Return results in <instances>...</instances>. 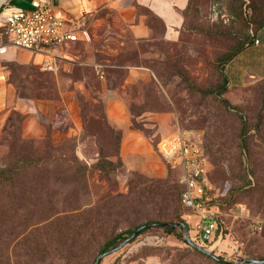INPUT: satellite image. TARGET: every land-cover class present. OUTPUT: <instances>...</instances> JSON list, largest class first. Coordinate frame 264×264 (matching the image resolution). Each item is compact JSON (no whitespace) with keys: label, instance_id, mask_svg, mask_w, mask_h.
Wrapping results in <instances>:
<instances>
[{"label":"rangeland","instance_id":"rangeland-1","mask_svg":"<svg viewBox=\"0 0 264 264\" xmlns=\"http://www.w3.org/2000/svg\"><path fill=\"white\" fill-rule=\"evenodd\" d=\"M187 20L188 27L176 42H167L160 34L148 42L137 41L102 27L88 49L73 44L67 50L70 62L55 71L42 70L37 54L7 49L3 60L9 83L0 101V171L11 178L8 171H14L15 161L33 160L36 165L20 162L14 171L17 178L0 185V264H58L52 255L54 233L49 230L56 224L52 216L57 210L82 204L79 212L69 214L72 222L82 213L100 220L99 234L78 264H91L97 249L119 232L158 218L164 207L149 203L148 195L135 198L150 189L149 183L141 182L164 180L167 188L178 192L182 184L179 167L167 164L161 153L168 133L158 134L162 130L150 116L154 113H170L169 136L179 129L208 155L206 202L224 214L228 228L207 249H217L214 255L222 263L185 244L183 231L167 234L152 227L97 264L133 260L140 264L150 259L155 264H239L246 258L264 259V223L259 232L251 233L248 220L233 217L240 206L250 216L264 217V185L259 183L264 177V83L245 91H230L225 85L222 97L235 110L224 109L220 97L210 93L223 86L227 57L264 23V0H194ZM86 56L93 62H86ZM133 67L148 71L149 77L128 86L134 100L126 107V116L148 150L155 146L152 151L164 166L162 176L147 175L123 162L120 150L125 142L106 110L105 95L121 90ZM240 117L246 123L241 145ZM126 157L135 162L129 152ZM127 200L129 209L121 215L108 208ZM177 201L179 218L186 225L187 210L179 195ZM67 216L61 212L57 219ZM47 218L43 225L40 219ZM74 229L81 234L76 236L81 250L86 236L84 230ZM187 229L191 242L200 244L193 225ZM161 237L163 242L158 243Z\"/></svg>","mask_w":264,"mask_h":264},{"label":"crops","instance_id":"crops-1","mask_svg":"<svg viewBox=\"0 0 264 264\" xmlns=\"http://www.w3.org/2000/svg\"><path fill=\"white\" fill-rule=\"evenodd\" d=\"M194 1V0H193ZM192 0H56V10L66 19L67 24L74 28L87 29L91 43L102 27L111 29L117 36L127 33L137 41H150L158 34L167 42H176L187 28V15ZM30 0H0V24L9 10L24 9ZM189 7V8H188ZM154 21L160 26L155 27ZM160 27V30H159ZM257 41L255 44L254 42ZM91 43L77 42L86 49ZM73 44H64L57 48L59 56L71 59L67 50ZM123 44V42L121 43ZM4 58V57H3ZM8 60L12 59L6 57ZM41 59V58H40ZM70 61V60H69ZM40 62V61H39ZM38 62V65H39ZM86 62H93L92 56H86ZM224 75L227 87L230 91L237 90L260 81H264V24H261L252 35V39L231 59L224 67ZM149 77V72L143 68L133 67L128 69L127 77L121 90H112L110 95H105L106 110L110 114L111 124L122 133L120 155L123 162L129 168H133L150 176H162L164 174L163 163H160L156 154L146 146L142 135L138 130L130 128V122L126 116V107L133 96L129 93L128 86L139 80ZM101 87V92H104ZM108 92V91H107ZM139 93L135 101H139ZM159 128L158 134L162 137L169 136L170 113L150 114ZM150 117V119H152ZM165 136V137H166ZM145 142V143H144ZM148 145V144H147ZM144 147V148H143ZM135 159L133 164L127 159V152ZM144 153L143 160L141 153ZM142 153V154H143ZM141 161V165L137 163ZM197 221L196 216L187 214L185 218L188 228ZM191 232V231H190ZM150 259L140 264H155ZM127 264H139L133 260Z\"/></svg>","mask_w":264,"mask_h":264},{"label":"built area","instance_id":"built-area-1","mask_svg":"<svg viewBox=\"0 0 264 264\" xmlns=\"http://www.w3.org/2000/svg\"><path fill=\"white\" fill-rule=\"evenodd\" d=\"M89 41L87 29L74 28L67 24L66 19L52 4V0H30L24 9L7 11L5 19L0 24V101L3 102L7 85V73L2 62L9 47L39 55L40 68L55 71L70 62L57 54V48L67 43ZM161 153L168 163L180 169V182L183 187L181 205L188 211L187 214L197 218L193 227L196 238L201 243L196 245L208 250L207 245L212 243L215 237L219 239L222 230L228 227L223 220L224 214L216 206L206 202L204 187L207 159L199 144L189 143L179 129L167 137L161 147ZM239 209L238 214H234L233 217L248 220L250 232H259L264 220L250 216L248 210L242 206ZM157 242H163V238H157Z\"/></svg>","mask_w":264,"mask_h":264},{"label":"trees","instance_id":"trees-1","mask_svg":"<svg viewBox=\"0 0 264 264\" xmlns=\"http://www.w3.org/2000/svg\"><path fill=\"white\" fill-rule=\"evenodd\" d=\"M190 6H191V2H190ZM262 24H264V23H262ZM154 25H155V27L160 26L157 21H154ZM159 30H160V27H159ZM251 39H252V36L250 38H248L245 42L241 43L240 48H238V50H236L232 56L227 57V62L229 60H231L243 48V46L246 43H248L249 40H251ZM2 65L4 66L5 69L7 68V64L4 61L2 62ZM222 79H223L222 88L211 90L210 93L217 96V97H220V104L223 106L224 109L235 110V108L229 102L228 98L224 97V96L222 97V95L225 93V91H227V89L225 88V85H227L226 78L223 77ZM7 80H8V78H7ZM260 83H264V81H260V82L242 87V88H238L237 90L238 91L239 90L245 91V89L247 90L248 87H250L252 85L260 84ZM208 127H209V124H208L207 128ZM211 127L212 126H210V128ZM245 131H246V123L243 120V118L240 117V129H239L240 145L244 142ZM189 143H193V142H189ZM200 147L203 151V155L206 157V159H208V155L205 152L204 147L202 145ZM152 148L155 152L156 148L154 145L152 146ZM20 162L26 163V166L32 165V166H30L32 168L34 167L33 164L36 165L35 164L36 162H34L33 160L28 162V161L20 159V160H17L14 162V168H15L14 171L19 170V169L16 170V166H19ZM167 164L171 165L168 162H167ZM173 168H175V167H173ZM25 169L26 168H24L23 170H25ZM14 171H12V170L8 171V173L13 175V177H11V178L6 176V172L4 170L0 171V185L8 179L10 181L15 180L17 178L18 174H17V172H14ZM83 174H84V170H83ZM142 183L143 184L149 183L150 189L145 194L141 193L138 196H136L135 198L148 195V198H147L148 202L149 203L156 202V203L160 204L162 207L165 208L164 212L161 215L159 214L160 216H158V218H156V219L146 221V222H144L142 224H138L132 228H127L124 231H121L118 234L114 235L112 238L107 239L101 245V247L97 249L98 251L96 253V257L115 249L121 242H123L125 239H127L131 234H133L139 228H141V230L138 232L137 236H139L145 229L152 228V227L161 228L167 234H173L177 229H179L182 232V228L177 227L175 225H177L181 222L184 223L179 218V215H178V205L179 204L177 201L178 195H179V201H180V196H181L183 187L180 188V191L178 192L176 189L170 190L169 188H167L166 187V181H164V180H162V181L146 180V181H142L141 184ZM259 183H262L264 185V177L259 180ZM168 197H171V198L168 199ZM129 202L130 201L127 200V201H124V203H120V202L112 203V204H110V206L108 208L113 210V211H116V213L118 215H121V214H123V212L125 210L128 211ZM179 203L181 205V202H179ZM83 207H84V205L79 204L75 208H71V209H67V210L63 209V210H59V211L57 210L54 212V214L52 216L54 219L56 218V220H57L56 224H53L52 229L49 228V230L53 231V233H54V237H55L54 243L56 244V249L54 250L52 255L54 257L53 259H55L56 260L55 262H57L58 264H78L80 262V257L82 256V253H83L84 249L86 248V246L89 244V247H90L94 243L93 240L99 234L98 233V229H99L98 224L100 223V220L93 218L90 214L82 213L81 215H79L80 217H79L78 221H75V223L72 222V219H71L72 217L70 215L73 214L74 212H79ZM90 210H92V209H90ZM130 210H132V206H130ZM61 212H65L66 215H68V216L64 217V218L57 219L58 215ZM82 212H84V211H82ZM186 213H188V211H186ZM251 215L252 216H259V215H255V214L254 215L251 214ZM259 217L264 220V217H261V216H259ZM46 220H48V218L47 219H40V222H42L44 225ZM114 223L115 222L113 221V222H110L109 224L114 225ZM69 224H74V226H71ZM75 224H77V226ZM102 224H104V223L102 222ZM75 227H77L78 230H80V229L84 230V235L86 236V239L83 242L85 244L84 248L81 250H77L79 245H77V241H76V236L77 235L81 236V234H78L77 231H75V229H74ZM183 242L185 244H188L185 240H183ZM189 247L192 248L190 245H189ZM194 251H196V250H194ZM199 252L200 251H198L197 253H199ZM202 255H204L207 258H210L209 256H207L204 253H202ZM40 259H42V258H40ZM94 259L91 262V264H93L95 262ZM246 259L249 260L250 258H246ZM252 260H264V259L256 258V259H252ZM216 262L222 263L220 261H216ZM245 264H249V263H245Z\"/></svg>","mask_w":264,"mask_h":264},{"label":"water","instance_id":"water-1","mask_svg":"<svg viewBox=\"0 0 264 264\" xmlns=\"http://www.w3.org/2000/svg\"><path fill=\"white\" fill-rule=\"evenodd\" d=\"M52 4L54 6H56V0H52ZM177 227H181L182 228V231H183V235H184V239L185 241L194 249L196 250H199L200 252L206 254L207 256H209L210 258L216 260V261H220L222 262L218 257H216L213 253V251H210V250H205V249H202L200 247H198L196 244H194L193 242H191L190 240V237H189V232L187 230V227L184 223H179L177 225H175ZM141 230V228H139L138 230H136L133 234H131L127 239H125L123 242H121L115 249L107 252V253H110V252H114L115 250H118L119 248L123 247L125 244L129 243L130 241H132L138 234V232ZM105 253V254H107ZM105 254H102V255H99L95 262L93 264H97L98 260L104 256ZM244 263H249V264H264V260H252V259H249V260H241L239 262V264H244Z\"/></svg>","mask_w":264,"mask_h":264}]
</instances>
